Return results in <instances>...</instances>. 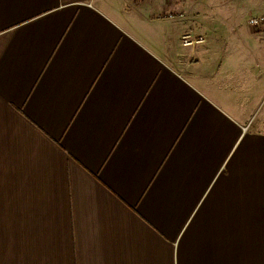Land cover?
I'll return each instance as SVG.
<instances>
[{
    "label": "crops",
    "instance_id": "0c3cea01",
    "mask_svg": "<svg viewBox=\"0 0 264 264\" xmlns=\"http://www.w3.org/2000/svg\"><path fill=\"white\" fill-rule=\"evenodd\" d=\"M212 5L0 0V264H264V26Z\"/></svg>",
    "mask_w": 264,
    "mask_h": 264
},
{
    "label": "rangeland",
    "instance_id": "374dc122",
    "mask_svg": "<svg viewBox=\"0 0 264 264\" xmlns=\"http://www.w3.org/2000/svg\"><path fill=\"white\" fill-rule=\"evenodd\" d=\"M196 1V0H192ZM211 1L212 12L209 22L219 31H230L245 23L247 16L261 12L254 0H208ZM264 2V0H261ZM192 10V9H189ZM251 26V25H249ZM253 27V26H251Z\"/></svg>",
    "mask_w": 264,
    "mask_h": 264
},
{
    "label": "built area",
    "instance_id": "2783aa9c",
    "mask_svg": "<svg viewBox=\"0 0 264 264\" xmlns=\"http://www.w3.org/2000/svg\"><path fill=\"white\" fill-rule=\"evenodd\" d=\"M174 13H169L168 17H173ZM179 16H182V13H178ZM247 23L255 28H260L264 26V12L258 14H252L247 17ZM203 41L202 37L195 36L190 32H184L180 36V42L184 46H195L198 43Z\"/></svg>",
    "mask_w": 264,
    "mask_h": 264
}]
</instances>
